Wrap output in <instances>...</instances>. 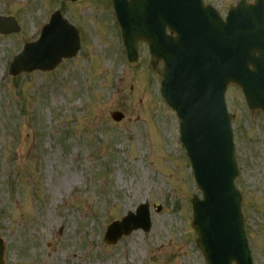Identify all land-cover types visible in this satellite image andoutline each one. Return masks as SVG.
Returning <instances> with one entry per match:
<instances>
[{
	"label": "rangeland",
	"instance_id": "1",
	"mask_svg": "<svg viewBox=\"0 0 264 264\" xmlns=\"http://www.w3.org/2000/svg\"><path fill=\"white\" fill-rule=\"evenodd\" d=\"M57 8L80 26L79 54L54 72L11 80L9 57L36 34L37 19ZM110 9L106 0H0V16L22 25L18 34L0 36V238L6 264H204L188 224L190 198L200 194L178 144L175 114L161 99L160 75L144 70L145 45L128 70L116 33L109 32ZM122 68L120 91L112 94ZM226 103L253 262L264 264V115L248 112L234 86ZM113 112L123 115L119 123ZM144 202L150 230L104 245L106 226Z\"/></svg>",
	"mask_w": 264,
	"mask_h": 264
},
{
	"label": "water",
	"instance_id": "2",
	"mask_svg": "<svg viewBox=\"0 0 264 264\" xmlns=\"http://www.w3.org/2000/svg\"><path fill=\"white\" fill-rule=\"evenodd\" d=\"M113 1L131 59L136 58L137 42L144 39L152 59L164 62L162 94L182 120V141L204 194L203 201H193L201 251L208 264H251L240 197L232 183L236 170L223 95L228 84H236L248 106L264 112V0L254 6L242 0L225 23L199 0ZM150 1L156 6H148ZM166 27L177 36H166ZM75 51L76 46L70 52L53 46L41 62L24 53L17 62L25 60L28 66L16 62L12 73L50 70ZM126 223L115 225L134 223V228L148 230L145 209Z\"/></svg>",
	"mask_w": 264,
	"mask_h": 264
}]
</instances>
